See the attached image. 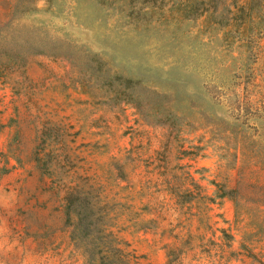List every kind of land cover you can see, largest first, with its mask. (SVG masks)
<instances>
[{
	"label": "rangeland",
	"instance_id": "obj_1",
	"mask_svg": "<svg viewBox=\"0 0 264 264\" xmlns=\"http://www.w3.org/2000/svg\"><path fill=\"white\" fill-rule=\"evenodd\" d=\"M182 2L0 0L24 59L0 78V264H90L94 229L128 264H264V6L193 21ZM148 89L195 126L125 104ZM188 172L210 210L169 193Z\"/></svg>",
	"mask_w": 264,
	"mask_h": 264
},
{
	"label": "trees",
	"instance_id": "obj_2",
	"mask_svg": "<svg viewBox=\"0 0 264 264\" xmlns=\"http://www.w3.org/2000/svg\"><path fill=\"white\" fill-rule=\"evenodd\" d=\"M222 1L225 0H183L182 8L180 9L181 17L190 19V17H193L192 20L195 21L201 17H205L209 20H214V22L218 19L219 9H217V5L221 4ZM264 6V0H251V11L253 13L255 8L263 7ZM231 7L236 8L235 6L231 5ZM224 8H227L226 5ZM248 20V17H244L243 21ZM245 23V22H244ZM215 26L221 27L218 23H215ZM228 27H232L231 24L227 25ZM5 26L3 24H0V78L6 74L9 73V71L16 70L21 67V64L24 62L23 57L19 53H15L14 50H11L8 48V36L6 31L4 30ZM225 29L226 26H223ZM173 39H176L173 37ZM123 82H120L119 86L122 88ZM137 84L135 83V86ZM135 86L133 88L124 87L125 90H131L134 91ZM122 89V90H123ZM136 91V89H135ZM124 94L123 91H121L122 95ZM127 99L125 104H129L133 106V108L146 120H154L155 123H157V126L171 129L172 131L176 130L175 132H182L183 128H191L194 127V123L192 120V117H187L186 115H183L181 112L174 110V104L170 105V103L167 102V97L162 96L159 92L153 89H148L146 94L141 95H134L129 96L126 95ZM120 97V96H119ZM196 108L192 107V115L196 116ZM219 123L224 124V122L219 121ZM174 129V130H173ZM238 137H242L243 135L238 133ZM179 138V136L177 137ZM239 140H241L239 138ZM182 142H186L184 139ZM240 145L242 146V142ZM195 151H198L199 153L203 152V148L194 146L192 147ZM261 158H264V150L261 152ZM188 156V153H185ZM192 154V153H191ZM242 156L245 155V153H241ZM239 155V151L235 153L233 156L236 160ZM193 156L197 159L199 155ZM201 157V156H200ZM235 164L230 167V169H235ZM188 179L191 182V185L193 186L195 191L186 190L185 191V197H182L180 188H177V190H174V186L171 185V183H167L166 186L169 188V193L176 197L180 204L182 205H189L193 203H197L199 206V212L202 213L204 210H210L208 205L217 204L216 200L214 198L210 197H202V188L198 183L195 181V179L192 177L191 173L188 172L185 174ZM190 185V184H189ZM184 186V184L180 185ZM223 192V191H222ZM216 196V195H215ZM228 195L225 193H222V195L218 196V200H224L227 198ZM80 215V213H79ZM79 215L77 214V217L79 219L80 225L75 228V230L83 236L77 237L78 239H84L92 233V230L90 229L91 226H93V223L86 224L85 218L80 219ZM95 236H92V246L91 249H88L89 253V263L90 264H119L120 262H124V264L127 261L126 255H124L123 251L119 249V243L118 239L113 236L111 233L110 236L107 238L109 242L103 241V238L101 235V232L98 229H94ZM105 232V231H104ZM97 234V235H96ZM84 248V247H83Z\"/></svg>",
	"mask_w": 264,
	"mask_h": 264
}]
</instances>
